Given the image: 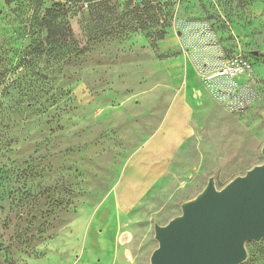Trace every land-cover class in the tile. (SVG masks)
Returning a JSON list of instances; mask_svg holds the SVG:
<instances>
[{
    "label": "rangeland",
    "instance_id": "rangeland-1",
    "mask_svg": "<svg viewBox=\"0 0 264 264\" xmlns=\"http://www.w3.org/2000/svg\"><path fill=\"white\" fill-rule=\"evenodd\" d=\"M156 13L161 40L116 39L131 21L117 4L71 18L85 51L64 128L31 127L2 160L0 264H150L155 225L209 178L220 189L262 163L264 0H168ZM235 56L245 75L210 78ZM244 247L240 264H264V238Z\"/></svg>",
    "mask_w": 264,
    "mask_h": 264
},
{
    "label": "trees",
    "instance_id": "trees-1",
    "mask_svg": "<svg viewBox=\"0 0 264 264\" xmlns=\"http://www.w3.org/2000/svg\"><path fill=\"white\" fill-rule=\"evenodd\" d=\"M112 2L131 18L116 39L136 30L163 39L167 25L156 10L168 0H0V175L10 173L2 160L10 159L12 146L21 138L31 137V127L50 133L64 128L62 113L69 110L76 74L72 68L85 51L70 20L98 7L114 8ZM152 24L158 26L154 32ZM63 68L67 86L59 84L63 91L57 93L55 75Z\"/></svg>",
    "mask_w": 264,
    "mask_h": 264
},
{
    "label": "water",
    "instance_id": "water-1",
    "mask_svg": "<svg viewBox=\"0 0 264 264\" xmlns=\"http://www.w3.org/2000/svg\"><path fill=\"white\" fill-rule=\"evenodd\" d=\"M263 161L217 189L214 179L181 205V214L154 226L150 264H240L244 244L264 238Z\"/></svg>",
    "mask_w": 264,
    "mask_h": 264
},
{
    "label": "built area",
    "instance_id": "built-area-1",
    "mask_svg": "<svg viewBox=\"0 0 264 264\" xmlns=\"http://www.w3.org/2000/svg\"><path fill=\"white\" fill-rule=\"evenodd\" d=\"M249 71V65L241 58L232 57L218 70L211 74L210 78L234 79L245 75Z\"/></svg>",
    "mask_w": 264,
    "mask_h": 264
}]
</instances>
